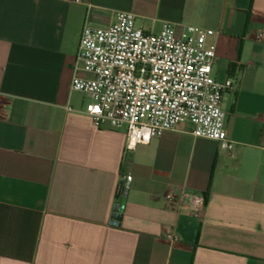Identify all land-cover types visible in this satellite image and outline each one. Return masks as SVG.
I'll list each match as a JSON object with an SVG mask.
<instances>
[{
	"label": "crops",
	"instance_id": "crops-1",
	"mask_svg": "<svg viewBox=\"0 0 264 264\" xmlns=\"http://www.w3.org/2000/svg\"><path fill=\"white\" fill-rule=\"evenodd\" d=\"M89 1L93 27L120 11L149 33L214 30L232 149L184 121L127 150L70 86L86 4L0 0V264H264V0ZM178 188L203 196L200 219L166 202Z\"/></svg>",
	"mask_w": 264,
	"mask_h": 264
},
{
	"label": "built area",
	"instance_id": "built-area-1",
	"mask_svg": "<svg viewBox=\"0 0 264 264\" xmlns=\"http://www.w3.org/2000/svg\"><path fill=\"white\" fill-rule=\"evenodd\" d=\"M75 1L87 10L70 86L87 98L85 112L94 125H125V147L132 150L190 121L191 134L231 151L222 100L236 84L229 78L217 82L212 75L215 48L208 39L214 30L164 22L158 33H149L136 25L133 14L120 11L114 23L93 27L90 1ZM164 198L189 216L203 215L201 194L178 188Z\"/></svg>",
	"mask_w": 264,
	"mask_h": 264
},
{
	"label": "water",
	"instance_id": "water-1",
	"mask_svg": "<svg viewBox=\"0 0 264 264\" xmlns=\"http://www.w3.org/2000/svg\"><path fill=\"white\" fill-rule=\"evenodd\" d=\"M125 196H126V193H124V195L121 198L119 204L115 208L116 209L115 216H114V218L112 220H110V224H112V225H118L119 224V221H120V218H121V215H122V211H123V208H124Z\"/></svg>",
	"mask_w": 264,
	"mask_h": 264
},
{
	"label": "trees",
	"instance_id": "trees-1",
	"mask_svg": "<svg viewBox=\"0 0 264 264\" xmlns=\"http://www.w3.org/2000/svg\"><path fill=\"white\" fill-rule=\"evenodd\" d=\"M120 199H121V193L118 195V201H120ZM113 215L115 216V213Z\"/></svg>",
	"mask_w": 264,
	"mask_h": 264
}]
</instances>
